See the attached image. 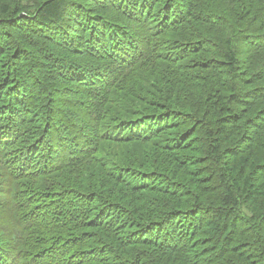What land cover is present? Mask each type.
Returning <instances> with one entry per match:
<instances>
[{
	"label": "trees",
	"instance_id": "16d2710c",
	"mask_svg": "<svg viewBox=\"0 0 264 264\" xmlns=\"http://www.w3.org/2000/svg\"><path fill=\"white\" fill-rule=\"evenodd\" d=\"M0 264H264V0H0Z\"/></svg>",
	"mask_w": 264,
	"mask_h": 264
}]
</instances>
